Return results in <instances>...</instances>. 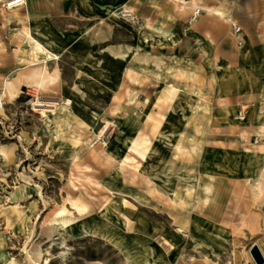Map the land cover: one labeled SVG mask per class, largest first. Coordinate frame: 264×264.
I'll list each match as a JSON object with an SVG mask.
<instances>
[{
    "label": "rangeland",
    "instance_id": "374dc122",
    "mask_svg": "<svg viewBox=\"0 0 264 264\" xmlns=\"http://www.w3.org/2000/svg\"><path fill=\"white\" fill-rule=\"evenodd\" d=\"M8 1L0 264H264V0Z\"/></svg>",
    "mask_w": 264,
    "mask_h": 264
},
{
    "label": "bare ground",
    "instance_id": "6f19581e",
    "mask_svg": "<svg viewBox=\"0 0 264 264\" xmlns=\"http://www.w3.org/2000/svg\"><path fill=\"white\" fill-rule=\"evenodd\" d=\"M167 3L164 5H161L160 9L169 11V10H179V11H185L189 9L190 7L193 6L194 0H174L175 5L177 7L174 8V3L170 0H165ZM193 1V2H192ZM18 5H12L9 6L10 8H15ZM177 8V9H176ZM204 10H207L208 13H212L214 8L213 7H204ZM217 14V12H216ZM31 37V35H30ZM32 38V37H31ZM33 45H32V61L31 62H36V61H48L52 60L54 58H57L55 53L49 52L41 42L37 41L36 39H33ZM33 66H28L23 68L22 70L19 71L16 80L21 82V81H26L29 83H33L35 87H42L45 83L49 82L52 80V76L49 74V72L46 69L45 64H35L33 63ZM5 91L10 95L13 96L15 94V89L13 86L12 81H6L4 84ZM108 124V122H107ZM140 156L143 157V153L138 152ZM131 161V157L125 156L124 159L122 160V164L128 163ZM40 255V252L37 253ZM256 258L260 262L262 260V255L261 253L257 250L256 253Z\"/></svg>",
    "mask_w": 264,
    "mask_h": 264
},
{
    "label": "built area",
    "instance_id": "2783aa9c",
    "mask_svg": "<svg viewBox=\"0 0 264 264\" xmlns=\"http://www.w3.org/2000/svg\"><path fill=\"white\" fill-rule=\"evenodd\" d=\"M20 4H23L22 0H10L7 2V6L20 5ZM120 11H121V14L124 17H126V19H133L135 17L134 13L128 8H122ZM201 11H202V9L200 7H198V6L194 7L192 14H191L192 19L195 20ZM231 32H232V35L234 37L235 44L237 46H242L243 45V39L241 37V34H242L241 27L237 24H232L231 25ZM104 129L106 131L108 129V126L106 125Z\"/></svg>",
    "mask_w": 264,
    "mask_h": 264
},
{
    "label": "crops",
    "instance_id": "0c3cea01",
    "mask_svg": "<svg viewBox=\"0 0 264 264\" xmlns=\"http://www.w3.org/2000/svg\"><path fill=\"white\" fill-rule=\"evenodd\" d=\"M189 1H191V0H189ZM193 2V1H192ZM194 2H198V4H206V6L207 7H217V5L216 6H214L212 3H211V1L210 0H194ZM148 0H141V7H143V6H145V5H148ZM23 4H26V2L25 3H23ZM23 4H20V5H18L17 7H21V6H23ZM125 5H127V3H125ZM198 7H200L201 9H202V11L204 10L203 8L205 7V6H198ZM16 8V7H15ZM190 8H193V6L192 7H190ZM207 11V10H206ZM142 13H143V11H142ZM143 14H145V13H143ZM216 14V13H215ZM203 15L201 14V12H200V14L197 16L198 17V19H196L197 21L196 22H198V20L202 17ZM242 39H243V37H242Z\"/></svg>",
    "mask_w": 264,
    "mask_h": 264
}]
</instances>
